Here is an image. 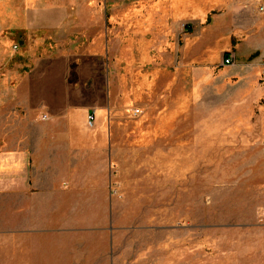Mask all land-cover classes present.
<instances>
[{
    "label": "rangeland",
    "instance_id": "1",
    "mask_svg": "<svg viewBox=\"0 0 264 264\" xmlns=\"http://www.w3.org/2000/svg\"><path fill=\"white\" fill-rule=\"evenodd\" d=\"M73 1L82 6L75 23L0 39L1 109L15 107L18 86L33 79L37 61H65L71 81L80 65L85 102L104 92L98 110L90 104L93 125L86 118L88 128H104V159L79 163L100 173L81 179L100 199L77 201L72 233L40 227L46 259L264 264V73L253 69L264 37L255 41L256 56L224 65L234 45L247 46L244 35L229 34L228 19L217 24L225 33L213 39L212 19L190 14L164 50L149 22L158 0ZM183 1L190 12L194 1L204 6L209 17L226 11L227 0ZM259 2L246 1L248 17H264ZM123 4L140 12L138 23L123 27ZM238 21L244 30L247 17ZM260 30L264 36V21ZM60 214L55 227H63Z\"/></svg>",
    "mask_w": 264,
    "mask_h": 264
},
{
    "label": "crops",
    "instance_id": "2",
    "mask_svg": "<svg viewBox=\"0 0 264 264\" xmlns=\"http://www.w3.org/2000/svg\"><path fill=\"white\" fill-rule=\"evenodd\" d=\"M246 1L249 0L225 1L226 11L216 17H209L205 7L195 1L191 12L183 6V0L155 1L150 7L149 22L157 49L171 48L180 22L192 14L208 17V21L212 19L215 25L209 32L213 39L225 33L217 28L223 19H228L230 35L237 40L244 35L247 46L243 49L237 43L234 45L237 50L227 52L234 55L233 64L237 57L256 56L259 50L255 41L258 36L264 37L260 30L264 17H248ZM81 8L73 0H0V39L6 33L58 29L75 23L77 18L73 15ZM120 8L124 9L123 27L130 21L138 23L140 12L128 11L124 4ZM90 9L99 7L92 5ZM107 9L105 6L106 13ZM242 17H247L244 30L238 26V19ZM118 57L124 55L120 52ZM258 57L260 63L253 69L264 73V48ZM70 70L63 60L37 61L33 79L22 81L18 86L20 93L13 99L15 107L0 108V264H56L46 259V237L38 234L40 227L42 231L45 228L64 235L72 233L77 201L100 199L91 192V183L81 181L100 173L93 166L84 169L79 163L104 159L103 126L90 129L86 125L92 105L98 110L104 92L101 94L97 89L93 103L85 102L84 86L79 79L80 65L78 74L74 72L77 74L74 81L68 79V73L73 71ZM92 210L90 205L89 211ZM58 213L63 214V221L60 220L63 227H55ZM30 217L38 224L36 227H30ZM32 246L36 248L34 253L30 251Z\"/></svg>",
    "mask_w": 264,
    "mask_h": 264
},
{
    "label": "built area",
    "instance_id": "3",
    "mask_svg": "<svg viewBox=\"0 0 264 264\" xmlns=\"http://www.w3.org/2000/svg\"><path fill=\"white\" fill-rule=\"evenodd\" d=\"M258 11L260 13H264V0L260 1V4L258 6ZM235 57L233 54H229V55H224L223 57V64L224 65H232L234 63ZM135 113H138V110L135 111ZM88 123L90 125H93L94 123V115L93 114H89L88 115Z\"/></svg>",
    "mask_w": 264,
    "mask_h": 264
},
{
    "label": "trees",
    "instance_id": "4",
    "mask_svg": "<svg viewBox=\"0 0 264 264\" xmlns=\"http://www.w3.org/2000/svg\"><path fill=\"white\" fill-rule=\"evenodd\" d=\"M186 28H187V30H189L190 25L189 24H186ZM225 55H227V52L225 53Z\"/></svg>",
    "mask_w": 264,
    "mask_h": 264
}]
</instances>
